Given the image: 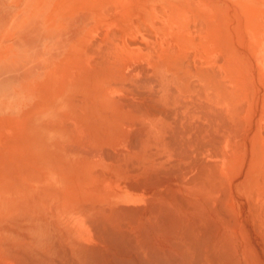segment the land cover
Returning a JSON list of instances; mask_svg holds the SVG:
<instances>
[{
  "label": "bare ground",
  "instance_id": "1",
  "mask_svg": "<svg viewBox=\"0 0 264 264\" xmlns=\"http://www.w3.org/2000/svg\"><path fill=\"white\" fill-rule=\"evenodd\" d=\"M233 1H26L15 29L72 33L27 58L48 69L26 103L0 101V264H264V100Z\"/></svg>",
  "mask_w": 264,
  "mask_h": 264
},
{
  "label": "rangeland",
  "instance_id": "2",
  "mask_svg": "<svg viewBox=\"0 0 264 264\" xmlns=\"http://www.w3.org/2000/svg\"><path fill=\"white\" fill-rule=\"evenodd\" d=\"M15 1L17 0H14V2ZM26 1L27 0H20V2L14 3L13 0H0V33L5 30L16 32L18 31L17 29H15V25L18 21H25L23 20V17L28 11L26 7V4L28 3H26ZM261 1L263 0H239V4H237V6H230L227 12V15L230 17H228V27L224 29L225 32H227L228 30L227 34L229 33L228 35H230V48L232 47L231 56L233 58L232 61L241 72L242 78L244 77L243 80L245 81V85L252 88L249 91H246V95L250 94L248 95L249 97L246 100L247 102H249L250 100H259L262 102L264 100V68L263 66L260 67V65H262L261 63L263 62V59L256 61L257 56L255 53L253 54L250 48H255L258 41L257 39V41L255 42V39L252 37V35H256L255 33L257 31L258 33L264 32V2L262 3ZM233 2H235V0ZM32 5L34 6V3H32ZM241 5H246V7ZM241 8L243 11L241 10ZM250 8H252L253 11H250ZM242 17L244 18L242 19ZM28 22L29 23L27 24V26L29 25V27L26 26L23 30L24 32L20 30L18 31L24 33V38L20 39L21 45L16 44V38L11 41L12 43L6 40L0 42V45L13 44V48L18 54L16 58H0V101L8 100L9 102H11L19 100L20 102L22 101L26 103L24 100L25 91H22V83L24 81L35 80L38 78L44 80L46 74H43V72L45 71L46 73L48 69L47 67H45L44 69V62H40V60L30 61V59L28 60L27 58L32 57V55L42 53L44 51V48L48 45H51V47L53 48L52 52H59L60 49L64 48L67 39L71 35L70 33H72L69 30H57L55 28L48 30L47 26H44V24L41 22ZM246 25L250 26V29ZM252 27H256V29L254 28V32H252ZM236 31H238L239 34H237ZM239 38H241L242 41L241 45L239 44ZM262 47L263 45L261 44V47L259 48ZM238 50L241 52L242 57L240 56L241 58L237 60L238 63H236L235 53H237ZM26 54H28V56H26ZM257 65L259 66V68ZM1 93L3 95H1Z\"/></svg>",
  "mask_w": 264,
  "mask_h": 264
}]
</instances>
